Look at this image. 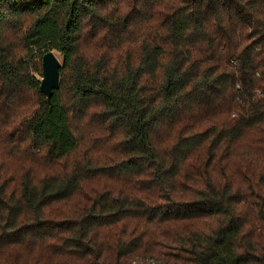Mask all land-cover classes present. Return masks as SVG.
Listing matches in <instances>:
<instances>
[{
  "label": "trees",
  "instance_id": "obj_1",
  "mask_svg": "<svg viewBox=\"0 0 264 264\" xmlns=\"http://www.w3.org/2000/svg\"><path fill=\"white\" fill-rule=\"evenodd\" d=\"M0 264H264V0H0Z\"/></svg>",
  "mask_w": 264,
  "mask_h": 264
},
{
  "label": "water",
  "instance_id": "obj_2",
  "mask_svg": "<svg viewBox=\"0 0 264 264\" xmlns=\"http://www.w3.org/2000/svg\"><path fill=\"white\" fill-rule=\"evenodd\" d=\"M61 62L53 51L45 52L41 58L42 77L39 83L40 92L49 102L54 90L59 87V69Z\"/></svg>",
  "mask_w": 264,
  "mask_h": 264
},
{
  "label": "rangeland",
  "instance_id": "obj_3",
  "mask_svg": "<svg viewBox=\"0 0 264 264\" xmlns=\"http://www.w3.org/2000/svg\"><path fill=\"white\" fill-rule=\"evenodd\" d=\"M54 53L57 56V58L59 59V61L62 62V56L57 52H54Z\"/></svg>",
  "mask_w": 264,
  "mask_h": 264
}]
</instances>
